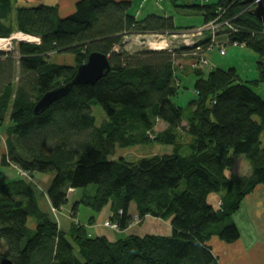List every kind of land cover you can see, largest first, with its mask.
Instances as JSON below:
<instances>
[{
	"label": "trees",
	"instance_id": "trees-1",
	"mask_svg": "<svg viewBox=\"0 0 264 264\" xmlns=\"http://www.w3.org/2000/svg\"><path fill=\"white\" fill-rule=\"evenodd\" d=\"M132 1L79 0L73 13L62 16L58 6L16 7L14 0H0V38L15 32L40 38L19 42L15 52L0 53V125L9 121L2 162L31 177L55 173L47 196L56 209L68 203V190H84L72 207L74 217L81 204L99 212L112 201V219L125 230L134 221L129 212L133 202L141 221L149 215L170 220L171 233L111 241L91 236L81 223L65 231L42 208L31 181L21 177L0 185V240L7 245L0 262L220 264L209 241L215 236L226 243L240 239L233 217L245 198L264 187V99L255 90L264 83L263 23L245 0L190 6L204 22L189 28L158 14L139 19L130 13ZM212 21L233 28L219 32L217 40L244 45L259 55V76L248 81L235 68L207 74L203 66L194 69L195 97L186 108L173 100L182 85L174 52L133 56L122 49L131 34L175 33ZM208 32L199 37L204 55L210 51ZM193 49L184 46L176 52ZM93 52L109 57L110 72L94 85H74L36 114L37 101L71 81ZM62 53L72 54L75 65L51 61L52 54ZM93 104L106 113L100 126ZM159 123L165 125L163 131L156 130ZM148 143L170 145L172 151L135 162L114 157L117 146ZM236 155L249 161L250 175L233 172ZM90 185L96 186L94 194ZM223 190L216 204L209 202L211 194ZM31 217L34 229L28 225Z\"/></svg>",
	"mask_w": 264,
	"mask_h": 264
},
{
	"label": "rangeland",
	"instance_id": "rangeland-1",
	"mask_svg": "<svg viewBox=\"0 0 264 264\" xmlns=\"http://www.w3.org/2000/svg\"><path fill=\"white\" fill-rule=\"evenodd\" d=\"M149 1L150 2L144 3L142 2V0H134V4L130 9V13H136L140 10L143 11V13H141L142 17L143 15L148 14L149 10H152L153 12H155V14L166 17H173L175 25L177 27L189 28L201 26L204 22L202 15L190 6L194 4L202 5L205 3L216 2L218 0H175V2H173L172 0ZM14 4L16 7L26 6L23 0H14ZM256 5L257 1H253L250 3L249 8L253 9L254 7H256ZM196 35L197 34L196 32H194V29H184L181 32L165 34H131L126 37L122 49L126 50L130 55L133 56H140L146 51L149 52L163 50L174 52L172 56L175 59V72L180 73L183 78L181 81L182 85L181 89L179 90V94L173 97V100L176 102V104L184 108H186L189 102L195 97V76L192 74V70L194 69L203 66L205 67L204 71L207 74L210 70L216 68L224 70L235 68L238 72V75L243 80L250 81L258 78L259 69L257 62L259 60V55L244 45H228L227 52L225 53V55H221L218 46H216L211 51H208L205 55L209 61L208 65L202 63L196 64V66L194 65V63L197 61L196 56L198 55L195 53V49L191 50V52L188 53L185 52L187 50L180 51V53L176 52V50L181 49L186 45L185 42H189V40L192 41L194 39L197 40L199 36ZM0 39L9 40L10 37ZM18 43V41H11V43L7 45V48L5 50H0V53L15 52L17 50ZM161 43L163 45H166L163 46L166 47L165 49L158 50L155 49L156 47H153L161 45ZM51 61L59 64L75 65V59L72 54H52ZM255 90L264 99V83H261L259 86L255 87ZM91 109L93 115L96 118V125L100 126L102 122L106 119V113L103 107L99 104H93L91 106ZM185 124L186 123L184 122V125ZM8 126V119L6 120L5 125H0V185L2 183L14 181L23 177L22 171L17 166H8L3 164L2 162V156L7 151L6 130ZM164 129L165 125H163V123L157 124V131H163ZM171 151L172 146L160 143L141 144L127 148L117 146L115 151L116 154L114 157L116 159L123 157L128 161L135 162L142 157L151 156L155 154L170 153ZM251 170V165L249 161L245 158V156L236 155L233 172L237 175L248 176L250 175ZM54 175L55 173L53 172H35L33 173V181H31V184L37 190L36 192L40 199L42 208L50 212L60 229L68 231L72 223H81L82 225H85L87 227L88 231L92 235L97 234L95 236H106L111 241L123 239L133 234L143 236L148 233H171V228L169 229L170 222L166 223L164 220L151 217L150 215L147 218L143 219V222L139 218L136 219L137 214L135 210V204L133 202L130 205L129 212L131 215H133L134 221L132 225L125 230L112 229L104 225L105 221L110 219L113 215L112 201L99 212H94L91 208L81 204L76 216L74 217L72 213V207L74 203L77 202V200L80 198V195H82L84 191L82 189H79L77 192L76 190H72V192L70 193L68 190V203L65 204L62 208L56 209L51 205L50 200L46 194L47 189L52 179L54 178ZM95 190V185H90L88 188V191L91 194H94ZM223 192L224 190L211 194L209 196V202L216 204L217 198L221 196ZM28 225L31 229H34L36 225L35 219L31 217L29 219ZM6 252L7 245L5 241L0 240V253ZM74 253L76 256H79L77 246L75 247Z\"/></svg>",
	"mask_w": 264,
	"mask_h": 264
},
{
	"label": "crops",
	"instance_id": "crops-1",
	"mask_svg": "<svg viewBox=\"0 0 264 264\" xmlns=\"http://www.w3.org/2000/svg\"><path fill=\"white\" fill-rule=\"evenodd\" d=\"M78 1L79 0H23V2L26 5L25 7L37 6L41 4L58 6L59 12L62 16H67L73 13L75 10L76 3ZM142 2L147 3L150 1L142 0ZM133 4H134V0L132 1V6ZM148 12H149L148 14H145L142 17H141V13H143V11L140 10L137 11L136 13H131V14H133L139 19L144 18L150 14H155V12H153L152 10H149ZM180 78L182 81L183 78L182 75H180ZM77 191L78 190H76V192ZM147 217L148 216H146L145 218ZM233 218L241 235L238 241L234 243H226L224 241H221L216 236L209 241V244L213 249V253L217 256L219 263L220 264H264V187L263 186H259L253 194L245 198V200L241 205V209L239 210V212H237L234 215ZM165 222L167 223L169 221H165ZM170 228L171 226L169 225V229ZM86 230L93 237L97 235V234L92 235L88 231L87 227Z\"/></svg>",
	"mask_w": 264,
	"mask_h": 264
},
{
	"label": "water",
	"instance_id": "water-1",
	"mask_svg": "<svg viewBox=\"0 0 264 264\" xmlns=\"http://www.w3.org/2000/svg\"><path fill=\"white\" fill-rule=\"evenodd\" d=\"M253 1H257V5L251 9V13L258 17L264 26V0H245L244 3L247 4ZM110 70L111 64L107 55L100 52L89 54L86 62L77 67L75 75L71 81L46 92L37 101L34 107V112L36 114L45 112L56 101L65 97L76 84L94 85L98 80L106 76ZM0 264H14V262L10 258H4Z\"/></svg>",
	"mask_w": 264,
	"mask_h": 264
},
{
	"label": "built area",
	"instance_id": "built-area-1",
	"mask_svg": "<svg viewBox=\"0 0 264 264\" xmlns=\"http://www.w3.org/2000/svg\"><path fill=\"white\" fill-rule=\"evenodd\" d=\"M224 24H228V22H225ZM222 27H223V24L222 23L221 24L220 23L219 24H215L212 21L208 25H205V26L198 27V28L194 29V32H196V34H197L196 36H199V37H201L200 39H202V37L204 36L203 34L205 32H207V31H209L210 34H212V39H211V44L208 46V50L211 51L216 46H218L219 51H220V54L221 55H225V53L227 52V46L230 45V43L227 40L219 41L216 38H217L219 32H224V31H226L227 28H229L230 30H232L233 28L229 24L227 26H224L223 28ZM19 34H21L24 37L28 36L27 34L22 33V32H19ZM12 37H10V39H9L10 42L12 41L11 40ZM199 37H198L197 40L194 39L192 41L189 40V42H185V44H186L185 46L194 47L195 48V50H196L195 53L198 54L196 56V60L197 61L194 63L195 66H196V64H201V63L208 65L209 64V61H208L207 57L204 55L205 52H201L202 51V47L199 46V40H200ZM39 41H40V38L39 37H34V36H33V39L32 40H29V42H39ZM235 44L238 45V43H235ZM161 45H157V46H153V47H159V46H161V47H159L160 49H162V48L165 49L166 48V47H163V46H166V45H163L162 43H161ZM22 174H23V176H25L26 178H28L30 181H33V179L30 176V174L25 173V172H22ZM72 190H74V189H70L69 190V193L72 192ZM120 213H122V212L120 211ZM112 216H111L110 219H108L107 221H105L104 225L107 226V227H110L112 229H119V223L117 221H114L112 219ZM137 218L138 217L136 216V219Z\"/></svg>",
	"mask_w": 264,
	"mask_h": 264
},
{
	"label": "bare ground",
	"instance_id": "bare-ground-1",
	"mask_svg": "<svg viewBox=\"0 0 264 264\" xmlns=\"http://www.w3.org/2000/svg\"><path fill=\"white\" fill-rule=\"evenodd\" d=\"M209 33V32H208ZM33 39V36L32 35H28V36H26V37H24V36H22L21 34H19V33H15L14 35H13V37H12V41H18V42H21V41H23V42H25V41H28L29 42V40H32ZM9 43H11L9 40H7V39H5V40H3V39H0V50H5L6 48H7V45L9 44ZM156 49H158V50H160V48L159 47H156ZM163 49V48H162ZM215 240V239H214Z\"/></svg>",
	"mask_w": 264,
	"mask_h": 264
}]
</instances>
